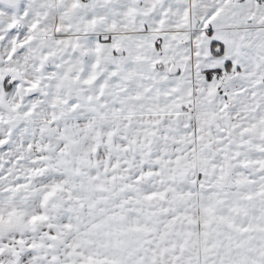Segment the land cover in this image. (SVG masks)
I'll return each instance as SVG.
<instances>
[{
    "label": "snow or ice",
    "instance_id": "1",
    "mask_svg": "<svg viewBox=\"0 0 264 264\" xmlns=\"http://www.w3.org/2000/svg\"><path fill=\"white\" fill-rule=\"evenodd\" d=\"M0 264H264V0H0Z\"/></svg>",
    "mask_w": 264,
    "mask_h": 264
}]
</instances>
